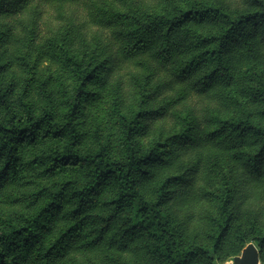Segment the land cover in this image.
<instances>
[{
    "label": "trees",
    "instance_id": "16d2710c",
    "mask_svg": "<svg viewBox=\"0 0 264 264\" xmlns=\"http://www.w3.org/2000/svg\"><path fill=\"white\" fill-rule=\"evenodd\" d=\"M251 242L264 264V0H0V264Z\"/></svg>",
    "mask_w": 264,
    "mask_h": 264
},
{
    "label": "rangeland",
    "instance_id": "374dc122",
    "mask_svg": "<svg viewBox=\"0 0 264 264\" xmlns=\"http://www.w3.org/2000/svg\"><path fill=\"white\" fill-rule=\"evenodd\" d=\"M65 13H63V12ZM55 10L54 8H48V14L46 15V24L44 25L45 27V31L46 33L49 31L47 30L48 27L50 26L51 27H56V26H63L65 28H69V24H68V21L66 19L67 17V12L66 10ZM84 31H87V30H84ZM79 36L78 37V42L81 43V46L84 47V46H88V49L90 50H93L95 48V44H94V38H93V34H92V31H89L86 33V35H77ZM12 51L14 53H19L18 50L16 49V47H13L12 48ZM36 60V58L34 57V61ZM39 62L42 63V67L44 68H48L49 66V58L48 57H43V58H39ZM46 70V69H45ZM49 73L46 74V76H48ZM113 98V96H112ZM112 98L110 95H107L106 96V100H107V103L105 104V110L108 111L109 108H111L112 106ZM166 125H168V123L166 122Z\"/></svg>",
    "mask_w": 264,
    "mask_h": 264
},
{
    "label": "water",
    "instance_id": "95a60500",
    "mask_svg": "<svg viewBox=\"0 0 264 264\" xmlns=\"http://www.w3.org/2000/svg\"><path fill=\"white\" fill-rule=\"evenodd\" d=\"M224 264H263L260 250L254 243H248L239 255L227 259Z\"/></svg>",
    "mask_w": 264,
    "mask_h": 264
}]
</instances>
